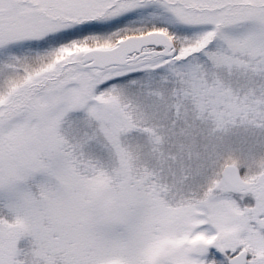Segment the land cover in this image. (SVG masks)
<instances>
[{"label": "snow or ice", "instance_id": "obj_1", "mask_svg": "<svg viewBox=\"0 0 264 264\" xmlns=\"http://www.w3.org/2000/svg\"><path fill=\"white\" fill-rule=\"evenodd\" d=\"M0 264H264V0H0Z\"/></svg>", "mask_w": 264, "mask_h": 264}]
</instances>
